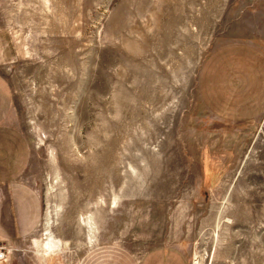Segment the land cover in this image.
Masks as SVG:
<instances>
[{
  "label": "rangeland",
  "instance_id": "obj_1",
  "mask_svg": "<svg viewBox=\"0 0 264 264\" xmlns=\"http://www.w3.org/2000/svg\"><path fill=\"white\" fill-rule=\"evenodd\" d=\"M0 75L28 146L0 264H264L263 2L0 0Z\"/></svg>",
  "mask_w": 264,
  "mask_h": 264
},
{
  "label": "crops",
  "instance_id": "obj_2",
  "mask_svg": "<svg viewBox=\"0 0 264 264\" xmlns=\"http://www.w3.org/2000/svg\"><path fill=\"white\" fill-rule=\"evenodd\" d=\"M259 1L264 3V0ZM12 108L10 88L0 75V185L20 180L28 165V146L13 125ZM21 214L15 219V228L32 222L35 216L34 210ZM138 264H187V261L180 251L162 246L147 251Z\"/></svg>",
  "mask_w": 264,
  "mask_h": 264
},
{
  "label": "bare ground",
  "instance_id": "obj_3",
  "mask_svg": "<svg viewBox=\"0 0 264 264\" xmlns=\"http://www.w3.org/2000/svg\"><path fill=\"white\" fill-rule=\"evenodd\" d=\"M116 200V199H115ZM49 216V215H48ZM47 216V219H46V226L50 225V217ZM81 224H83V226H86L88 228V232H90V235H88V242L89 243H92L93 240H94V237L92 236V228H93V224L91 223V217H87L86 220L84 221L83 219H81ZM46 233V242L44 243L43 245V248L46 250V251H50L51 248H53L58 242H54L51 237H50V232L48 229L45 230ZM95 241V240H94Z\"/></svg>",
  "mask_w": 264,
  "mask_h": 264
},
{
  "label": "built area",
  "instance_id": "obj_4",
  "mask_svg": "<svg viewBox=\"0 0 264 264\" xmlns=\"http://www.w3.org/2000/svg\"><path fill=\"white\" fill-rule=\"evenodd\" d=\"M5 257V252L2 248H0V260L4 259Z\"/></svg>",
  "mask_w": 264,
  "mask_h": 264
}]
</instances>
